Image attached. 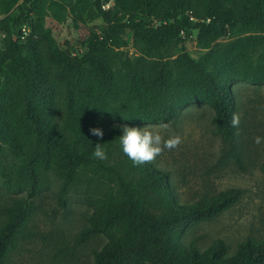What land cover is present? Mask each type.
I'll return each instance as SVG.
<instances>
[{"label": "trees", "instance_id": "16d2710c", "mask_svg": "<svg viewBox=\"0 0 264 264\" xmlns=\"http://www.w3.org/2000/svg\"><path fill=\"white\" fill-rule=\"evenodd\" d=\"M109 1L115 2V15L103 7V0H89L91 10L86 19L70 3L82 20L102 18L109 25L103 31H92L89 42L93 55L82 58L56 46L44 29L37 0H22L15 11L0 20V32L5 35L4 49L0 51V77L21 80L27 92L48 87L40 106H27L25 116L38 127L34 129L29 154L17 169L25 197L0 227V264H6L18 234L31 215L32 201L44 186L45 171L53 170L62 178V199L81 165L100 166L115 177L117 185L116 193L95 200L89 225L79 238V242H85L97 233L106 237L102 247L94 251V264H264V239L247 238L233 254L222 239L204 250L194 243L186 246L180 241V234L189 225L212 219L237 202L241 189L180 202L168 171L152 162L133 164L119 144L120 126L126 122H170L178 116L181 107L196 101L195 95L205 94L203 101L214 110L213 122L224 144L223 154L234 157L242 165L236 145L237 102L232 83L247 80L264 84V62L239 72L237 64L225 56H220L211 70L189 55L168 58L172 56V44L182 32L188 36L198 30L202 38L213 33L216 26L220 34L226 26L237 24L248 29H264V0L105 2ZM34 15L39 17L37 27L48 65L68 73H81L89 63L90 72L102 83L101 88H85V94L75 97L64 93L63 101L58 102L62 84L50 80L45 64L31 67L32 60H39V53L32 36L20 38L23 25H31ZM126 28L132 30L135 42L155 50L156 58L129 63L126 76L121 79L103 57L102 48ZM100 114L105 117H99ZM92 128L102 129L103 137L92 135ZM96 143L102 144L107 159L91 155ZM12 147L24 151L17 137L13 138Z\"/></svg>", "mask_w": 264, "mask_h": 264}, {"label": "rangeland", "instance_id": "374dc122", "mask_svg": "<svg viewBox=\"0 0 264 264\" xmlns=\"http://www.w3.org/2000/svg\"><path fill=\"white\" fill-rule=\"evenodd\" d=\"M53 1L37 0L36 3L43 13L44 29L50 33L53 42L59 49H68L80 58L93 55L89 42L92 31H103L109 25L102 18L84 21L74 13L70 3L76 5L86 19L91 10L89 0H58L59 4ZM105 1L103 7L108 4L109 7L104 8L111 9L115 15V2ZM21 2L0 0V20L15 11ZM38 23L39 17L34 15L27 37L32 36L39 60H32L31 67L45 64L50 80L62 84L58 102L63 101L64 93L75 97L85 94V88H101L102 83L90 72L89 63L81 73H68L48 65ZM220 33L219 26L202 38L198 36V30L188 36L182 32L172 44V56L168 59L189 55L211 70L217 59L225 56L237 64L239 72L264 62V29H248L237 24L226 26ZM4 36L0 32V51L4 49ZM102 55L121 79L126 76L129 63L136 59L156 58L155 50L135 42L129 28L120 31L104 46ZM232 89L237 102L236 145L242 165L234 157L223 154L224 144L213 122L214 110L203 101L205 94L195 95L196 101L181 107L178 116L170 122L125 123L155 126L165 139L180 138L175 149H164L151 161L170 173V182L180 202L197 201L233 188L242 190L241 197L233 205L212 219L189 225L180 234L184 245L194 243L201 250L222 239L230 254L235 253L238 244L247 238L264 239V84L236 80ZM47 92L48 87L27 92L21 80L12 76L0 77V227L25 197L17 169L28 156L34 129L38 127L25 116L27 106H40ZM103 114L99 117H105ZM14 137L24 146V151L14 150ZM62 182L53 170L45 171L44 186L32 201L31 215L18 234L6 264H94V251L102 247L106 237L97 233L85 242H79V238L89 225L95 200L116 193V179L98 165H81L61 199Z\"/></svg>", "mask_w": 264, "mask_h": 264}, {"label": "clouds", "instance_id": "9594fccd", "mask_svg": "<svg viewBox=\"0 0 264 264\" xmlns=\"http://www.w3.org/2000/svg\"><path fill=\"white\" fill-rule=\"evenodd\" d=\"M122 134L119 136L121 150L133 164H144L153 161L164 149H175L180 138L169 137L165 139L155 126H129L127 124L120 126ZM92 135L103 137L104 133L100 128L90 129ZM94 158L105 160L107 154L101 143H96L91 153Z\"/></svg>", "mask_w": 264, "mask_h": 264}, {"label": "built area", "instance_id": "2783aa9c", "mask_svg": "<svg viewBox=\"0 0 264 264\" xmlns=\"http://www.w3.org/2000/svg\"><path fill=\"white\" fill-rule=\"evenodd\" d=\"M105 6H106V7H109L108 4H107V5L104 4V7H105ZM29 32H30L29 25H28V24L23 25V27H22V31H21V34H20V38H21V39H26L27 36H28V34H29Z\"/></svg>", "mask_w": 264, "mask_h": 264}, {"label": "bare ground", "instance_id": "6f19581e", "mask_svg": "<svg viewBox=\"0 0 264 264\" xmlns=\"http://www.w3.org/2000/svg\"><path fill=\"white\" fill-rule=\"evenodd\" d=\"M29 38V37H28Z\"/></svg>", "mask_w": 264, "mask_h": 264}]
</instances>
